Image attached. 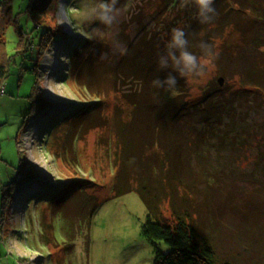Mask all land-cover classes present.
Instances as JSON below:
<instances>
[{
  "label": "trees",
  "instance_id": "obj_1",
  "mask_svg": "<svg viewBox=\"0 0 264 264\" xmlns=\"http://www.w3.org/2000/svg\"><path fill=\"white\" fill-rule=\"evenodd\" d=\"M178 1L116 0L115 12H131L136 3L129 18L140 32L136 39L128 19L108 25L96 18L85 25L86 39L71 54L68 72L95 103L75 117H63L61 132L66 129L72 137L79 129H97L99 145L114 146L110 195L139 194L147 209L141 233L154 246L155 264H264V116L259 121L252 116L264 112V0H213L215 15L205 23L194 3L173 17ZM54 2L30 0L27 7L33 29H43L37 33V63L60 38L43 20ZM3 12L11 22V9ZM146 17L154 19L153 27L146 26ZM113 27L119 32L112 36ZM174 28L184 31L187 50L198 59L210 58L225 81L223 86L220 78L211 82L199 103L189 99L186 87L192 73L181 75L171 62L160 66ZM201 44L209 46L210 56ZM117 45L122 46L118 54L113 52ZM36 65L29 118L46 106L37 91ZM7 75L0 61L2 95ZM169 75L176 77L173 88L154 84ZM252 143L254 166L246 172L241 170L243 152ZM28 168L21 159L18 175ZM26 177L3 186L4 212L17 187L28 183ZM83 183L67 190L63 200L59 195L47 200L64 211L73 240L75 229H89L101 204L100 191L87 192L89 183ZM66 202L70 211L63 209ZM85 242L89 246L87 237Z\"/></svg>",
  "mask_w": 264,
  "mask_h": 264
},
{
  "label": "rangeland",
  "instance_id": "obj_2",
  "mask_svg": "<svg viewBox=\"0 0 264 264\" xmlns=\"http://www.w3.org/2000/svg\"><path fill=\"white\" fill-rule=\"evenodd\" d=\"M29 1L0 0V40H3L0 61L8 69L5 93L2 95L0 91V264H155L154 246L141 233L147 209L139 194L110 195L115 174L114 146L99 145L97 129L89 132L79 129L72 137L66 129L61 132L63 117H75L77 110L95 103L69 77L68 69L71 54L86 39L85 25L96 21L94 10L102 1L55 0L43 20L60 38L51 42L39 63L37 33L41 34L43 29H33L27 12ZM133 3L134 13L136 3ZM181 5L179 0L173 17L180 8L188 6ZM8 8L11 22L3 17ZM132 11H116V21H129ZM182 16L183 13L179 17ZM144 23L147 27L155 25L152 17H146ZM129 24L134 39L138 38L136 24ZM118 32V27H113L108 34ZM121 49V45L114 46L113 52L118 54ZM206 60L201 74H189L186 78L192 102L201 101L206 89L214 86L211 82L218 78L221 86L225 82L217 76L213 61ZM35 65L37 91L46 106L29 118L30 96L37 78ZM252 116L259 121L264 112L259 110ZM228 122V118L223 119L224 124ZM54 132L57 134L53 135ZM246 147L243 154L247 161L242 160L241 170L248 172L254 166L256 147L253 143ZM21 159L29 167L24 175L29 181L17 187L13 204L4 212L1 191L5 184L24 177L18 175ZM83 182L89 183L87 192L100 191L101 204L89 229L82 226L80 232L75 229L73 240L68 238L74 230L65 222L64 211L47 200L51 196L57 199V195L63 200L67 190L75 191ZM242 186L249 188L248 184ZM65 205L63 209L70 211L71 205L67 202ZM165 217L171 218L167 209Z\"/></svg>",
  "mask_w": 264,
  "mask_h": 264
},
{
  "label": "clouds",
  "instance_id": "obj_3",
  "mask_svg": "<svg viewBox=\"0 0 264 264\" xmlns=\"http://www.w3.org/2000/svg\"><path fill=\"white\" fill-rule=\"evenodd\" d=\"M189 3H194L198 9V15L201 18V22H210L215 15V9L212 7L213 0H182V5L185 6ZM116 0H111L110 3H100L94 10L96 18L103 23L111 25L116 20L115 13ZM187 40L185 39V33L179 28L172 29L171 40L167 44V53L160 57L159 63L162 68L171 65L181 75L184 74H201L204 66L208 63L206 59H198L196 55L187 50ZM201 48L205 52V56H210L211 51L209 46L201 44ZM159 87L173 88L176 84V77L169 75L163 81H154Z\"/></svg>",
  "mask_w": 264,
  "mask_h": 264
},
{
  "label": "water",
  "instance_id": "obj_4",
  "mask_svg": "<svg viewBox=\"0 0 264 264\" xmlns=\"http://www.w3.org/2000/svg\"><path fill=\"white\" fill-rule=\"evenodd\" d=\"M220 81H222V80H220Z\"/></svg>",
  "mask_w": 264,
  "mask_h": 264
}]
</instances>
